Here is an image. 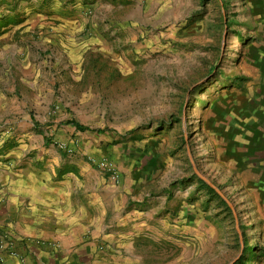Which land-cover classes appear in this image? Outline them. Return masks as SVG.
<instances>
[{"label": "rangeland", "instance_id": "374dc122", "mask_svg": "<svg viewBox=\"0 0 264 264\" xmlns=\"http://www.w3.org/2000/svg\"><path fill=\"white\" fill-rule=\"evenodd\" d=\"M75 1L0 0V171L79 180L99 216L102 194L105 264L264 252V146L249 137L264 140V0H131L124 24L127 10L82 0L81 28L56 31ZM133 210L146 226L119 243L117 214ZM11 240L0 230V251Z\"/></svg>", "mask_w": 264, "mask_h": 264}, {"label": "crops", "instance_id": "0c3cea01", "mask_svg": "<svg viewBox=\"0 0 264 264\" xmlns=\"http://www.w3.org/2000/svg\"><path fill=\"white\" fill-rule=\"evenodd\" d=\"M130 1L104 0L99 3V8L106 18L116 9L127 10L125 7ZM62 10L55 30L65 34L75 33L83 24V1L66 3ZM134 16V11L127 10L123 24ZM121 23L115 22V26L121 27ZM249 132L252 143L264 146L262 137H258L253 130ZM18 162L17 169L0 171V230L9 232L18 250L16 255L10 250L0 251V264H100L101 261L105 264L108 258L96 253L93 242L98 236L97 229L103 227L105 230L109 225L106 218L110 209L104 204L106 198L99 199L102 194L96 197L99 204L103 203L102 216H99L91 196L86 192L80 196L79 180L75 183L65 180L54 182L49 173L31 164L23 166L22 162ZM140 216L144 215L134 210L128 214H117L114 226L120 231L130 232L120 236L117 239L119 243L123 238L133 236L136 230L140 232L145 228L146 222ZM84 236L86 242L77 247L76 243ZM21 257L25 259L24 263Z\"/></svg>", "mask_w": 264, "mask_h": 264}, {"label": "trees", "instance_id": "16d2710c", "mask_svg": "<svg viewBox=\"0 0 264 264\" xmlns=\"http://www.w3.org/2000/svg\"><path fill=\"white\" fill-rule=\"evenodd\" d=\"M230 8V3L229 2H223L222 4V9L227 10ZM238 38H241V41H244L242 35H238ZM215 68L211 70L210 74L214 72ZM75 126V128L79 131H84L85 128L77 123H71ZM99 134H103L107 132V130H97L96 131ZM264 252L263 249H260L257 244L249 245L248 241L245 243V247L243 249V254H242V259L237 262L236 264H251L255 260H259L260 258L264 257ZM245 260V261H243Z\"/></svg>", "mask_w": 264, "mask_h": 264}, {"label": "built area", "instance_id": "2783aa9c", "mask_svg": "<svg viewBox=\"0 0 264 264\" xmlns=\"http://www.w3.org/2000/svg\"><path fill=\"white\" fill-rule=\"evenodd\" d=\"M14 246H15V244H13V241L11 240V241H9V242L6 244L5 247H8L9 249H12V250H11V254H15V255H16L15 250H13V249H14ZM3 247H4V246H2V248H3Z\"/></svg>", "mask_w": 264, "mask_h": 264}, {"label": "water", "instance_id": "95a60500", "mask_svg": "<svg viewBox=\"0 0 264 264\" xmlns=\"http://www.w3.org/2000/svg\"><path fill=\"white\" fill-rule=\"evenodd\" d=\"M203 179V178H202ZM205 180V179H204ZM205 182L210 185L211 187H213L215 190H217L213 185H211L207 180H205Z\"/></svg>", "mask_w": 264, "mask_h": 264}]
</instances>
